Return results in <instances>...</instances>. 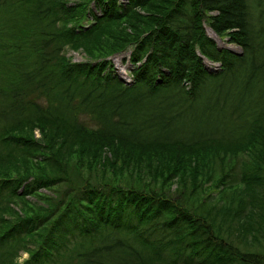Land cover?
<instances>
[{
  "label": "trees",
  "instance_id": "1",
  "mask_svg": "<svg viewBox=\"0 0 264 264\" xmlns=\"http://www.w3.org/2000/svg\"><path fill=\"white\" fill-rule=\"evenodd\" d=\"M72 1L0 0V264H264V0Z\"/></svg>",
  "mask_w": 264,
  "mask_h": 264
},
{
  "label": "rangeland",
  "instance_id": "2",
  "mask_svg": "<svg viewBox=\"0 0 264 264\" xmlns=\"http://www.w3.org/2000/svg\"><path fill=\"white\" fill-rule=\"evenodd\" d=\"M125 0H119V2H124ZM70 2H73L72 0H70ZM92 3V1L90 2V4ZM205 32H206V34L208 35V36H210L211 38H213L215 41H216V43H218L220 46H227V47H230V48H232V49H234V50H236V51H240V48L237 46V45H235L234 43H229L228 41H227V38L225 37V36H223V37H219V36H213V34L212 33H210V30H209V27L208 26H206V24H205ZM128 48L127 49H125V50H121L120 52H118V53H114L113 55H111L112 57L114 56L115 57V60L117 61V62H120V63H117L116 65H115V67H117V71H121V73L123 72V73H127L128 72V70L130 69V67H129V65L127 64V62L125 61L124 62V60H123V57H124V55L128 52ZM63 53L66 55V56H68V57H70L71 58V60H73V61H80V60H82V57H84L85 56V54H84V52L81 50V48H78V49H72V48H70V47H65L64 48V50H63ZM120 55H123L121 58H119L120 57ZM117 56V57H116ZM116 58H118V59H116ZM131 66V65H130ZM217 68V67H216ZM116 73H118V74H120L119 72H116ZM124 74V75H125ZM85 120V122H86V124H88V125H92V123L88 120V118H85L84 119ZM36 133V134H35ZM33 134H34V136L36 137V138H39L40 137V132H39V130L37 129V128H34L33 129ZM23 256H26V254L25 253H22V255L20 256V259L23 257Z\"/></svg>",
  "mask_w": 264,
  "mask_h": 264
},
{
  "label": "water",
  "instance_id": "3",
  "mask_svg": "<svg viewBox=\"0 0 264 264\" xmlns=\"http://www.w3.org/2000/svg\"><path fill=\"white\" fill-rule=\"evenodd\" d=\"M213 32V31H212ZM230 50H232L233 52H237L236 50H234V49H232V48H230Z\"/></svg>",
  "mask_w": 264,
  "mask_h": 264
},
{
  "label": "bare ground",
  "instance_id": "4",
  "mask_svg": "<svg viewBox=\"0 0 264 264\" xmlns=\"http://www.w3.org/2000/svg\"><path fill=\"white\" fill-rule=\"evenodd\" d=\"M211 33V32H210Z\"/></svg>",
  "mask_w": 264,
  "mask_h": 264
}]
</instances>
